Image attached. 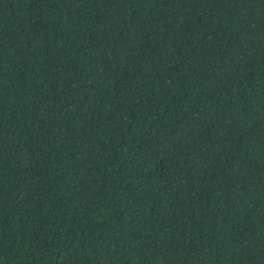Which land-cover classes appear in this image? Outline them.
<instances>
[{"label":"trees","instance_id":"trees-1","mask_svg":"<svg viewBox=\"0 0 264 264\" xmlns=\"http://www.w3.org/2000/svg\"><path fill=\"white\" fill-rule=\"evenodd\" d=\"M0 264H264V0H0Z\"/></svg>","mask_w":264,"mask_h":264}]
</instances>
